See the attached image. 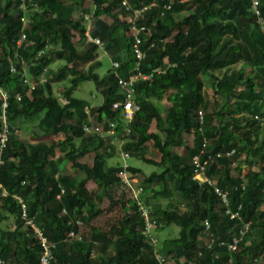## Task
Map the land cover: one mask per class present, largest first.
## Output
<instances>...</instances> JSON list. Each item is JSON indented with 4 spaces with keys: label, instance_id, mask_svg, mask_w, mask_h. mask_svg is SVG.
Masks as SVG:
<instances>
[{
    "label": "trees",
    "instance_id": "trees-1",
    "mask_svg": "<svg viewBox=\"0 0 264 264\" xmlns=\"http://www.w3.org/2000/svg\"><path fill=\"white\" fill-rule=\"evenodd\" d=\"M84 1L24 0L25 9L20 10L21 0H0V88L8 93V133L0 152V210L13 222L12 228L0 227V259L39 264V245L20 218L15 195L26 215L55 244L49 264H160L156 251L165 257L163 264H226L229 257L232 264H260L259 258H264V122L251 116L261 114L264 104V0H258L262 28L250 0H127L131 8L149 5L137 19L150 32L148 37L141 34L140 70L174 64L150 82L135 83L134 101L139 108L129 122L119 107L112 106L121 94L111 66L116 62L115 71L126 77L135 63L124 21L128 12L119 9L120 0H89L86 7ZM181 11L186 14L176 19L174 15ZM84 13L90 14L89 35L103 42L109 61L102 75L94 71L101 65L96 45L84 40ZM22 15L31 18L23 29ZM20 31L25 38L16 45ZM51 41H58V48L45 50ZM77 42L81 47L75 46ZM50 55L64 61L55 71L49 69ZM20 60L32 61L27 67L31 79L46 67V82L29 90L20 80ZM11 63L15 73L8 71ZM66 76L68 83L61 90L64 103L59 104L50 84ZM203 76L219 97V102L211 100V106L203 94ZM86 80L101 95L98 106H89L90 113L113 121L118 135L124 127L129 129L120 150L160 168L144 175L138 167L127 165L125 172L138 178L143 191L154 189L151 198L171 199L177 194L169 207H150L156 222L154 245L144 236L132 194L119 180L121 163H105L118 152L109 143L111 138L82 130L83 107L88 105L71 92ZM25 122L34 123L38 130L32 139L57 133L63 137L49 144L23 141L15 131ZM203 140L202 157L209 156L205 175L225 193L227 207L212 186L197 185L190 178V158ZM147 142L159 154L158 160L145 156ZM179 147L181 153L176 151ZM54 148L60 156H54ZM62 161L66 171L58 168ZM88 181L98 190H88ZM113 187L121 191L114 194ZM102 199L109 205L119 203L122 214L105 230L89 226L88 237H83L81 226L102 212L98 207ZM233 212L236 216L230 217ZM244 223H248L246 233L228 252L226 244ZM169 224L177 227V234L159 241L158 231ZM69 231L79 239L68 236Z\"/></svg>",
    "mask_w": 264,
    "mask_h": 264
},
{
    "label": "built area",
    "instance_id": "built-area-1",
    "mask_svg": "<svg viewBox=\"0 0 264 264\" xmlns=\"http://www.w3.org/2000/svg\"><path fill=\"white\" fill-rule=\"evenodd\" d=\"M24 0H21V3L18 5V8L20 10H24L25 8ZM169 5L164 4L163 8L168 9ZM123 9L124 11H127L128 14L124 17V21L127 25V31L126 35L130 38L129 47L130 52L132 56L135 59V63L132 68L129 69L128 72H126L127 76L123 77V75L117 74V71H115V68L118 66L116 62H112L111 66L113 69V76L116 78V84L119 90V93L121 94V98L118 101H115L112 106L113 107H119L122 112L123 118L129 122L132 118V115L135 111L138 110L139 106L134 101V94H135V83L136 82H150L153 75L155 74H163L166 69L169 66H173L174 64L166 62L163 66H155L152 67L147 72H142L140 70V63L142 59L144 58V52L141 49V44L143 43L144 39L141 38V34L146 35L145 37H148L150 35V32L146 29V27L143 24L137 23V19L141 16V14L146 11L149 8V5H141L139 7L131 8L128 4L127 0H120L119 9ZM250 9L257 17V21L259 23V26L262 28V18L260 16V12L258 10V0H250ZM82 24H83V36L85 41L93 42L96 45L97 50H100L103 54L104 48H103V42L98 37H91L89 35V29H90V14H82ZM20 21L23 25L26 23L31 22L30 17L21 16ZM25 38L24 31H20L19 38L15 41L16 45H19L20 42ZM78 39V37H77ZM151 46V43H150ZM43 51H39L38 55L41 54ZM20 80L21 83L26 85L29 90L34 89L37 85H43L47 78L49 77L48 69L46 67L41 68L39 75L36 79L29 78L27 67L28 65H32V61L26 62L25 60H20ZM8 71L11 73L16 72V67L11 63L8 67ZM15 98L18 99L19 95L15 94ZM7 101H8V93L6 90L0 88V152L5 147V142L7 138V124L5 119V113L7 109ZM83 111L86 115V122L82 125V130L84 133H88L90 135H97L100 137L108 136L110 137V144L115 145L116 150L118 151V155L121 159V166L122 169L118 171L119 180L122 184H124L129 192L132 194V197L134 199L133 202H135L137 212L141 216L143 220V232L144 236L147 240H149L150 245H154L156 238L154 236V227H155V219L150 216V207L144 202L145 196H143L144 191L142 188L138 185L137 177L128 175L124 168L127 167L128 164L125 163L124 159L127 156L126 152H123L120 150V146L122 143L125 142L127 134L129 133L128 127H124L122 131L117 133L115 130V123L111 120H105L103 117H98L96 113L91 114L89 111V106H84ZM260 113H254L252 114V119L258 120L260 123L264 122V104L261 109ZM197 115L200 119L201 112L200 110L197 111ZM204 147H205V141L203 140V143L201 144V149L199 152L193 154L190 158L191 167H192V173H191V180L195 181L197 185L201 184H208L212 186L213 191L220 197L221 201L223 202V205L227 207L226 197L225 193L221 191L214 182L205 175L206 166L208 163L209 156H206L205 158L202 157L204 153ZM232 153L231 151L226 153V155H229ZM218 156V155H216ZM2 163V160L0 158V164ZM234 165V162L231 163ZM242 177V176H241ZM1 194H6V192L1 191ZM12 198L16 199L21 206L20 210V218L22 219L24 225L31 228L34 237L39 245V257L38 262L39 264H49V261L52 259V250L55 248V244L51 241H49L41 232V230L34 224L33 218L28 217L25 213L24 205L22 204V201L19 197L13 195ZM182 205V204H181ZM61 212L64 213V209H61ZM228 210H225V213H227ZM236 212H233L230 214V217L236 216ZM76 224L80 225V221H75ZM248 223L242 224V226L238 229V235L233 237L232 240L226 244V248L228 252H232L236 249V246L238 242L241 240L243 235L247 231ZM68 236L70 237H76L79 239V236L77 234H74L73 231L68 232ZM211 243V242H210ZM209 243V244H210ZM155 257L159 260L160 264H163L164 258L159 252H155ZM255 261V260H254ZM0 264H11L9 262H6L3 259H0ZM226 264H232V259L229 257Z\"/></svg>",
    "mask_w": 264,
    "mask_h": 264
},
{
    "label": "rangeland",
    "instance_id": "rangeland-1",
    "mask_svg": "<svg viewBox=\"0 0 264 264\" xmlns=\"http://www.w3.org/2000/svg\"><path fill=\"white\" fill-rule=\"evenodd\" d=\"M90 4L89 0H85L83 2V5L86 7ZM186 13L184 11H181L178 15H174V17L176 19H178L180 16L185 15ZM77 15V12H74L73 16L75 17ZM105 19H109L106 18ZM74 41L77 40V36L75 35ZM58 41L53 42L51 41L47 47H45V50H54L58 48ZM75 46L77 48L81 47L80 43H74ZM97 60H99L101 62V65L97 68H94V71L97 72L99 75H102L103 73H105L108 68H109V61L107 59V57H105V54H103L100 50H97ZM49 60H50V65H49V69L52 71H55L59 68V66L64 64L63 60H59V59H54L53 56H49ZM213 74L218 75V72L215 71L213 72ZM67 80H68V76L62 78L61 80H59L58 82H54L50 84V90L52 92L53 95L56 96L57 101L59 102V104H63L64 100L63 97L61 96V90L63 89V86L67 85ZM210 79L206 76H203V94L205 99L209 100V105L210 102L213 98H216V100L219 102V97H215L214 94H212V89H211V84H210ZM71 96L74 98H77L79 101H81L82 103H85L88 106L91 107H95L98 106L101 102V95L100 93L95 89L94 84L92 81L90 80H86V81H82L80 82L76 88L71 92ZM235 98V96H232ZM231 97V100H233ZM221 103L224 102V99H220ZM158 103V102H157ZM162 104V103H161ZM158 105L161 107L160 109L162 110L163 107L160 105V103H158ZM211 106V105H210ZM242 107V106H241ZM243 112V108L241 109ZM20 131H15V137H18L20 139H22L23 141L26 142H37V141H42L45 144H49L51 142H56L58 140H61L63 135L61 133H57L55 135H51L50 137L47 136H41V138H36L34 137L33 139L31 138V135H33V132L36 131L38 133V130L36 129V126L34 123H30V122H25L24 124H22L20 126ZM150 131L154 130V126L153 123H151L150 125ZM40 132V131H39ZM260 134V131H259ZM185 141L187 142V144H190L191 142V138L190 136H186ZM145 156L147 158L153 159V160H158L159 158V154L157 153V151L155 149L152 148L151 143L147 142L145 144ZM177 152H182L183 149L181 147H179L178 149H176ZM54 156H60V152L57 148H54ZM125 163L134 167H138L140 169V171L144 174L147 175L148 173L152 172V171H159L160 168H158L155 165L149 164V163H145L143 161L140 160V158L138 157H126L124 159ZM106 165H114V164H118L121 163V159L118 155V153H114V155H112L111 157L107 158L105 160ZM58 168L62 169V170H67V166L66 164L62 161L58 164ZM138 180V178H137ZM86 188L90 191H97L98 188L97 186L91 182L88 181L86 182ZM155 188L157 189V187L155 186ZM154 189H152L151 191H153ZM112 191L114 192V194L119 193L121 191L120 187H113ZM151 191H144L143 196H145L144 202L149 206V207H153L155 205H159L161 207L163 206H168L169 204L172 202V200H174L177 196L176 193H174L172 195L171 199H164L161 197H155V198H151ZM109 200L106 199H102V201L99 204V209L102 210V212L96 216H93L90 218V220L88 221L89 224H83L81 226L80 229V233H82L83 237H88L87 232L89 231V226H94L97 228H100L102 230H105L110 223L114 222L121 214H122V210L121 207L118 204H112L109 205ZM183 204V203H182ZM180 206V205H179ZM183 207V205H182ZM181 207V208H182ZM12 217L7 215L5 212L0 210V227H7V228H12ZM177 227L174 226L173 224H169L165 227L162 228L161 231H158L157 233V238L159 241H162L164 238H169V237H173L177 234ZM258 262L260 264H264V258H259Z\"/></svg>",
    "mask_w": 264,
    "mask_h": 264
},
{
    "label": "crops",
    "instance_id": "crops-1",
    "mask_svg": "<svg viewBox=\"0 0 264 264\" xmlns=\"http://www.w3.org/2000/svg\"><path fill=\"white\" fill-rule=\"evenodd\" d=\"M243 175V172L241 173V176Z\"/></svg>",
    "mask_w": 264,
    "mask_h": 264
}]
</instances>
